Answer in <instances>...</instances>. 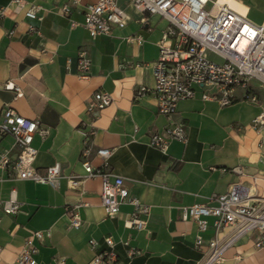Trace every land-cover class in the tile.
<instances>
[{
    "label": "crops",
    "instance_id": "1",
    "mask_svg": "<svg viewBox=\"0 0 264 264\" xmlns=\"http://www.w3.org/2000/svg\"><path fill=\"white\" fill-rule=\"evenodd\" d=\"M15 10L12 0H0V111L8 105L25 118L49 127L45 137L34 134V167L42 169L59 163L62 178L57 187L17 180L9 168H0V201L10 192L20 204L13 216L0 214V264H16L24 240L31 231H48L41 242L34 241L35 264H87L94 251L87 245L95 239L99 250L106 248L105 237L113 242L117 264H205L207 242L214 236V218L206 217L203 244L196 247L197 224L182 219V208L194 203L212 205V194H224L234 183L251 186L264 195V166L257 148L264 134L253 132L249 123L258 106L236 100L220 106L201 99V88L193 98L176 104L174 118L185 126L186 141H170L166 151L149 145L150 135L167 124L155 108V98L147 94L133 98L140 86L153 85L151 62L158 56L157 41L167 22L137 11L127 0H117L129 16L123 29L91 38L81 25L84 4L96 0H23ZM213 1V0H212ZM264 25V0H218ZM70 6L68 14L60 11ZM6 9L1 15V10ZM34 10V17L26 11ZM139 34L143 41L127 42L125 36ZM79 49L90 60V76H77ZM10 82L22 95L3 85ZM106 92L111 103L97 112L94 120L85 113L89 99ZM91 122V123H90ZM92 124L96 134L91 147L110 149L105 169L108 180L114 175L138 201L149 208L144 229L124 225L132 205L124 202L114 217H107L101 205V178L83 182L79 195L67 187L66 176L84 173L80 153L81 125ZM14 158L18 147L11 136L0 141V153ZM89 163L99 167L101 160L91 154ZM81 202V226H68L65 205ZM226 231L223 230V233ZM223 233H220L222 235ZM264 233L257 230L241 236L212 264H264ZM133 248L139 254L128 257Z\"/></svg>",
    "mask_w": 264,
    "mask_h": 264
},
{
    "label": "built area",
    "instance_id": "2",
    "mask_svg": "<svg viewBox=\"0 0 264 264\" xmlns=\"http://www.w3.org/2000/svg\"><path fill=\"white\" fill-rule=\"evenodd\" d=\"M12 2L15 10H19L24 3L23 0ZM71 2L75 5L79 0ZM127 3L148 17H157L167 22L157 41L158 56L150 64L153 85L137 87L133 93L135 100L152 94L156 112L167 120L160 132L150 135V146L164 152L170 141H186L185 126L174 116L177 102L193 98L194 88L202 89V100H212L220 106L230 105L236 100H246L258 106L259 110L251 119L249 127L256 134H264V25L253 23L246 15L218 0H127ZM5 10H1V15ZM70 10L68 5L60 7L63 14H68ZM25 15L34 17L33 8L28 9ZM128 21V14L118 5L117 0H96L84 4L81 25L91 38L99 34H110L114 28L123 29ZM125 39L138 45L143 41L139 34L127 35ZM77 69L79 79L85 80L90 76V60L83 49L78 51ZM3 88L14 90L16 97L22 95L20 89L10 82L5 83ZM110 103L108 93L97 92L87 102L85 113L94 120L97 112ZM90 123H83L79 129L83 134L80 162L84 173L66 176L67 187L81 195L84 193L83 182L87 178L100 177L101 205L106 216H116L120 204L126 202L132 205L133 210L124 225L142 230L149 208L130 194L123 185L122 177L114 175L112 181L108 180L109 173L105 167L111 152L102 147L92 149L90 144L96 129ZM48 133L49 127L41 125L36 119L25 118L4 105L0 111V141L5 136H11L18 152L14 158H10L5 151L0 153V168L11 169L17 180H30L56 188L58 180L63 176L60 164L54 163L42 169L33 165L36 156V149L31 145L33 136L39 134L45 137ZM91 154L101 160L99 167L90 165ZM208 200L214 204L194 203L182 208L181 216L197 224L199 233L195 245L198 248L203 244L200 233L208 228L205 218H214V236L206 244L205 264L218 262L223 252L241 236L255 230L264 233V195L256 193L253 187L234 183L226 193L212 194ZM81 206V202L65 205L70 228L78 229L81 226ZM19 209L14 190L7 200L0 201V214L13 216ZM48 236V231H31L15 263L35 264L37 246L34 241L41 242ZM104 243L106 248L99 250L95 239L88 240L87 245L94 251V255L87 264H117L112 239L105 237ZM255 244L264 247L262 239H258ZM137 254L139 251L133 248L127 251L128 257Z\"/></svg>",
    "mask_w": 264,
    "mask_h": 264
},
{
    "label": "rangeland",
    "instance_id": "3",
    "mask_svg": "<svg viewBox=\"0 0 264 264\" xmlns=\"http://www.w3.org/2000/svg\"><path fill=\"white\" fill-rule=\"evenodd\" d=\"M257 148L261 154H264V140H262V143L260 146H258L257 144ZM261 159L264 160V155H262ZM260 165L264 166V161H261Z\"/></svg>",
    "mask_w": 264,
    "mask_h": 264
},
{
    "label": "bare ground",
    "instance_id": "4",
    "mask_svg": "<svg viewBox=\"0 0 264 264\" xmlns=\"http://www.w3.org/2000/svg\"><path fill=\"white\" fill-rule=\"evenodd\" d=\"M226 3V2H225Z\"/></svg>",
    "mask_w": 264,
    "mask_h": 264
}]
</instances>
